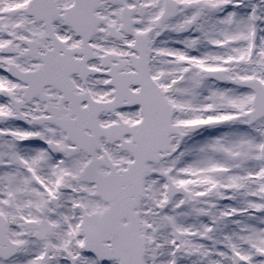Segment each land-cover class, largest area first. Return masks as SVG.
I'll list each match as a JSON object with an SVG mask.
<instances>
[{
    "label": "snow or ice",
    "instance_id": "obj_1",
    "mask_svg": "<svg viewBox=\"0 0 264 264\" xmlns=\"http://www.w3.org/2000/svg\"><path fill=\"white\" fill-rule=\"evenodd\" d=\"M0 264H264V0H0Z\"/></svg>",
    "mask_w": 264,
    "mask_h": 264
}]
</instances>
